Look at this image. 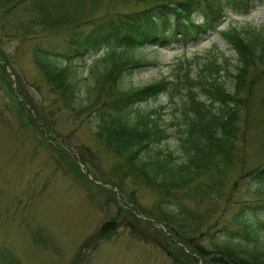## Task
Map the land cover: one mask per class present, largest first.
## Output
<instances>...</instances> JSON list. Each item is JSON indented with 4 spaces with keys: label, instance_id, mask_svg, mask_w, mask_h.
Segmentation results:
<instances>
[{
    "label": "trees",
    "instance_id": "1",
    "mask_svg": "<svg viewBox=\"0 0 264 264\" xmlns=\"http://www.w3.org/2000/svg\"><path fill=\"white\" fill-rule=\"evenodd\" d=\"M107 1V8L97 13L101 0H0V77L17 126L24 127L23 122L40 133L53 154L68 156L61 143L69 140L54 124L86 121L101 151L95 159L107 162L99 176L127 196L137 188L154 196L152 206L141 212L164 226L167 240L146 221L175 263L264 264V241L259 239L264 231V25L245 36L235 28H220L231 13H248L264 0ZM210 32L230 45L235 63L229 57H208L193 73L185 69L171 79L126 84L150 64L136 54L140 47L174 43L185 48ZM23 46L37 72L28 83L35 94L25 90L13 61ZM100 49L86 76L79 75L80 65ZM162 97L173 104L166 122L160 115ZM7 109L0 106L3 113ZM171 140L179 158L164 146ZM249 147L256 158L245 167ZM85 151L90 150L79 152L84 164ZM68 163L87 177L70 158ZM231 189L236 192L228 198ZM131 199L135 203L134 195ZM118 211L130 222L141 219L134 208L119 206ZM118 226L110 216L83 247H95ZM16 262L10 249L0 247V264Z\"/></svg>",
    "mask_w": 264,
    "mask_h": 264
},
{
    "label": "rangeland",
    "instance_id": "2",
    "mask_svg": "<svg viewBox=\"0 0 264 264\" xmlns=\"http://www.w3.org/2000/svg\"><path fill=\"white\" fill-rule=\"evenodd\" d=\"M107 6L108 1L101 0L97 13H102ZM127 9L128 7L125 8ZM263 25L264 1L248 13H231L224 19L222 28H235L245 36L251 28L259 29ZM26 51L27 48L23 46L13 61L26 81L25 90L35 94V90L28 83L37 78V72L32 68ZM102 52L100 49L92 57L88 56L87 62L78 69L79 75L85 77L92 58L100 57ZM136 54L145 57L150 64L126 79L127 85H145L162 77L171 79L177 74L182 75L185 69H190L193 73L208 57H229L230 62L235 63L234 51L216 33H210L199 43L189 44L186 48L177 47L175 44L164 48L147 46L140 47ZM5 68L9 74L8 67ZM9 77L15 89L16 78L11 74ZM226 86L232 87L229 80ZM161 100L164 101L165 98L162 97ZM8 103L9 95L5 90V82L0 77V106L7 109ZM159 105L163 106L161 119L166 122L172 115L173 104L164 101ZM53 120L52 116L49 117L51 123ZM18 124L13 109H7L6 113L0 111V247L5 246L14 253L16 264H72L75 261H88V264H178L169 257V252L165 253L156 243L160 236L155 238L153 228L146 221L163 232L161 240H167L168 234L164 226L141 212L152 206L154 196L137 188L133 194L135 203H132L133 195L127 196V193L126 195L109 185L104 180L105 177L99 176L100 167L107 165V162L99 158V163L95 159L101 151L90 137L86 121L77 120L67 127L54 124L59 133L69 140L66 145L61 143L68 156L53 154L50 147L43 142L44 139L40 138V133L35 134L23 122L24 127L21 124L17 126ZM43 132L47 141L52 142L49 139L51 134ZM175 143L171 140L169 145L164 146L176 151L174 154L179 158L181 153L176 149ZM252 146L257 149L255 143ZM82 149L90 151H85L88 163L80 165L79 152ZM245 156V167L253 166L256 152L249 147ZM69 158L79 165L89 179L94 180L99 176V180L95 179L90 184L87 177L70 167ZM238 188L239 185L237 190ZM235 192V189L228 191V198ZM119 206L139 211L140 221L130 222L124 211H118ZM231 208L232 206L227 210V215ZM112 215L121 226L95 247H83ZM222 218L224 212L218 221ZM259 239L264 241V231ZM203 243L207 245L208 241L204 240ZM80 247L81 258L76 259ZM169 247L170 250L175 249L173 244H169Z\"/></svg>",
    "mask_w": 264,
    "mask_h": 264
}]
</instances>
